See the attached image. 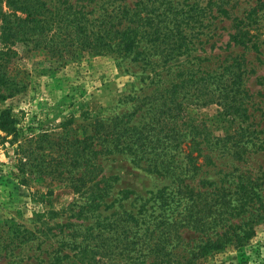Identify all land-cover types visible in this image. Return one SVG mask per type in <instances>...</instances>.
<instances>
[{"label": "rangeland", "instance_id": "1", "mask_svg": "<svg viewBox=\"0 0 264 264\" xmlns=\"http://www.w3.org/2000/svg\"><path fill=\"white\" fill-rule=\"evenodd\" d=\"M171 1L204 7L202 24L185 31L190 34L186 60L194 62L195 68L197 65L198 76L219 72L222 64L232 60L239 63L246 108L243 120L223 115L211 80L198 86L196 105L191 104L190 90L181 92L186 110L180 123L187 131L196 125L203 140L202 155L197 159L200 168L186 182H204L195 188L196 204L187 202L183 209L177 206L181 215L175 216L172 210V218L194 225L179 228L189 244L222 233L243 238L241 244L211 251L196 264H264V0ZM237 19L248 24L244 28L250 37L246 45L228 39ZM14 48L16 54L6 74L25 81L26 86L0 100V111L9 112L16 128L15 138L0 144V264H48L58 239L71 240L72 235L80 239L82 228L93 220L74 216L76 196L52 173L64 169L56 162L59 157H69L71 150H66L65 144L87 134L93 115L104 119L130 112L132 102L125 96L141 82L138 68L127 60L82 54L59 62L44 50L26 51L20 45ZM182 60L183 55L170 63L174 66ZM239 127L253 132L244 137L248 140H243L245 149L237 158L214 143L233 132L232 140H237ZM99 162L104 176H115L107 197L108 203L114 199L113 204L100 208L101 215L121 209L137 211L139 201H132L133 195L117 200L119 189L147 198L158 188H172L169 179L147 171L125 153L106 155ZM21 234L28 238L20 243Z\"/></svg>", "mask_w": 264, "mask_h": 264}, {"label": "trees", "instance_id": "2", "mask_svg": "<svg viewBox=\"0 0 264 264\" xmlns=\"http://www.w3.org/2000/svg\"><path fill=\"white\" fill-rule=\"evenodd\" d=\"M97 1L0 0V100L26 86L25 81L6 74L16 45L26 51L44 50L59 62L82 54L108 55L118 62L134 63L139 70L141 83L125 96L132 102L130 112L104 119L93 115L87 134L65 141V149L71 153L68 158L59 157L56 165L64 169L52 173L76 196L74 216L93 220L82 228L80 239L74 235L71 240L58 239L48 264H196L211 251L241 244L243 238L235 233L198 238L189 244L179 228L194 225L172 218V210L175 216L181 215L177 206L183 209L187 202L196 204L195 188L204 182H186L200 168L197 159L202 155L203 140L197 135L196 125H190L187 131L180 123L186 110L180 94L190 90L194 99L191 104L196 105L198 86L211 80L223 115L243 120L246 108L240 90V64L232 60L222 64L219 72L198 76L197 65L195 68L194 62L186 60L190 34L185 31L202 24L204 7L171 0ZM247 25L237 19L228 39L246 45L250 40L244 30ZM182 55L184 60L174 66L170 63ZM136 115L138 119H134ZM238 129L237 140H232L233 132L216 139L214 145L240 158L245 149L243 140H248L244 137L253 131ZM0 132V144L16 136L14 120L7 110L0 111ZM116 152L169 179L172 188L163 186L149 192L147 198H140L133 190L119 189L117 200L133 195L132 201H139L137 211L121 209L101 215L100 208L113 204L114 199L108 203L107 197L115 176L103 175L99 158ZM63 225L59 228L62 234ZM20 237V243L28 238Z\"/></svg>", "mask_w": 264, "mask_h": 264}]
</instances>
